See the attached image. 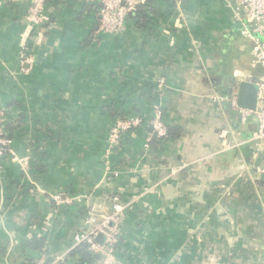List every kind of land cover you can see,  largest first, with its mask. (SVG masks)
Masks as SVG:
<instances>
[{"label": "crops", "instance_id": "crops-1", "mask_svg": "<svg viewBox=\"0 0 264 264\" xmlns=\"http://www.w3.org/2000/svg\"><path fill=\"white\" fill-rule=\"evenodd\" d=\"M27 2L0 3V108L13 102L15 116H24L28 132L16 134L15 146L24 155L45 145L36 163L46 169L26 178L33 187L17 205L0 188V264H29L38 255L27 242L37 238L43 254L73 247L85 221L61 207L56 217L51 198L58 194L98 215L111 212V195L126 204L118 264H264V153L240 145L255 130L253 119L242 124L237 109L214 100L262 71L250 68L251 44L224 0L179 7L153 0L143 27L128 22L113 36L98 30L96 4L57 1L47 9L51 24L35 29L24 22ZM23 57L31 64L20 66ZM106 101L144 118L114 149L116 177L100 164L113 120ZM156 106L179 137L145 151ZM221 130L233 132L232 147ZM17 168L2 165L5 182L18 177Z\"/></svg>", "mask_w": 264, "mask_h": 264}, {"label": "built area", "instance_id": "built-area-1", "mask_svg": "<svg viewBox=\"0 0 264 264\" xmlns=\"http://www.w3.org/2000/svg\"><path fill=\"white\" fill-rule=\"evenodd\" d=\"M3 0H0V3ZM28 8L24 16V22L28 27L40 29L49 21L46 11L47 0H27ZM83 3H93L98 6V30L103 34L117 35L123 32L128 17L135 13L140 7L146 5L150 0H75ZM176 7H179L181 0H174ZM225 5L231 12L233 21L239 26L240 34L247 38L251 44V59L249 66L252 69L262 71L259 78L254 82L258 87L256 106L253 111L239 109L237 106L236 91L229 96L214 98L219 102H225L240 112V121L245 124L248 118H252L255 130L250 133L240 145H251L256 152H264V0H224ZM30 57H23L20 66L31 64ZM237 72H234V76ZM164 80L157 81V88L162 92ZM236 88V87H235ZM5 111L0 108V160L6 155L10 162L18 166L21 171L28 173L31 157L28 154L21 155L12 148V141L4 135L3 126L5 123ZM144 123L140 116L118 119L110 128L105 144V157L109 159L115 148L125 134L139 128ZM152 132L147 135L144 143L145 151L149 150V143L153 137L163 138L166 136V124L163 113L159 106L154 107L152 118L149 121ZM233 135L231 130H221L219 138L224 140L226 148L233 145L228 138ZM105 171L113 177L118 175L116 169L109 168V160L105 161ZM1 168V165H0ZM172 175L175 170H171ZM264 175V168L259 169ZM111 176V177H112ZM56 205L63 202L71 203L69 199L54 195L52 197ZM111 212L105 215H98L93 208L88 209L85 219V228L77 233L73 240V247L85 244L89 252L98 259L97 264H118L117 243L119 241L121 225L125 215L126 204L117 195L110 197ZM101 235L102 243L96 241ZM72 247V248H73ZM67 253L48 257L45 254L37 258L33 264H61Z\"/></svg>", "mask_w": 264, "mask_h": 264}, {"label": "trees", "instance_id": "trees-1", "mask_svg": "<svg viewBox=\"0 0 264 264\" xmlns=\"http://www.w3.org/2000/svg\"><path fill=\"white\" fill-rule=\"evenodd\" d=\"M3 1H6V0H3ZM57 1H59V2L64 1V2L63 3L62 2L59 3ZM66 1H67V4L69 5V7H72L74 5V3H76V6L77 5H79V6L85 5L84 6L85 8L88 5V3H83V2H79V1L77 2L75 0H47L46 11H47L48 7L54 6L53 4L55 2H57L55 4H64V3H66ZM166 1L168 3H170V4H172V5H175V1L174 0H166ZM181 1H184V0H181ZM152 2H153V0H150L146 5L140 6L135 11V13L131 14L128 17V19H127L126 26H127L128 22H134L135 26H137V28L143 27L144 23L147 21L148 14L152 15L155 12L153 10V8L151 7ZM8 3H9V1H8ZM96 7L98 8L97 5H96ZM27 8H28V2H27L26 11H27ZM24 13L26 14V12H24ZM76 15L77 14H75V17H77ZM53 20H54V15L51 13V14H49V21L45 25H43L41 28H45L47 25H50L51 21H53ZM77 20H80V19H77ZM126 26H125V28H126ZM93 28H94V26H93ZM105 35H108V34H105ZM86 41H87V44H88V40H86ZM156 93H157V95H160V96L162 94L161 92L158 91L157 87H156ZM12 104H13V102L9 104V107H3L2 108L5 111V114H6L5 123H4V126H3V131H4V135H6L12 141V148L18 153L19 150L15 146L16 134L17 133L20 134L22 131H24V133H25V132H28V130L23 129V127L21 128L20 122L24 123V116H22V115L15 116L14 111H13L14 110V106H12ZM102 107L105 110V112L107 113L108 117L113 119L112 122H111L112 125L107 128L106 134L104 135V137L102 139V143L104 144V146L106 144V138L108 136V132H109L110 128L115 124V122L118 119L135 117V116H140L141 117V115H139L138 113H135V112H133L131 110L129 112L120 111L119 109L116 108V106L114 104H112L110 102H107V101L104 103V105ZM161 110H162V113H163V109L162 108H161ZM151 111H152L151 112V118H152L153 111H154L153 107L151 108ZM142 119H144V118L142 117ZM16 130H18V132ZM126 135L127 134H125L124 136H126ZM178 137H179L178 134H176L173 129H171L168 125H166V136L163 137V138L153 137L151 139L150 143H149V150L148 151L157 150L163 144V142H165V141H167L169 139H176ZM41 139H42V135L41 134H39V136L35 138V140H38L37 143L40 142ZM28 149H30L29 152H27V153L23 152V154L24 153L28 154L31 157V163H30L29 171L26 174V173H24V171H21L19 169V167L17 166L18 168H17L16 177L17 176L18 177L14 181L5 182V180L3 179L2 165L5 162L10 161L9 157L5 155L0 160V165H1V169H0V188H2L5 192L13 195V197L11 199H9V200L11 201L10 203L13 202V204H16V205H17L18 202H20L22 200V197L26 199L30 195V190L33 187L31 185L32 183L30 181H28L26 178H31L32 176H35L36 174L40 173L41 171H45V169H46L44 166L37 165V163H36L37 159H39L40 157H43L45 155V151H47L45 145H42L40 147V149H37V148H28ZM19 153L22 154V152H19ZM113 154H114V151L112 152V154L109 157V159H106L105 153L102 152V158H101L102 160L100 159V164L102 162V167L104 166V171H105V164L104 163L107 160H109V163L112 164L111 168L115 169L113 163L111 162ZM105 172H107V171H105ZM105 174L107 176H109V177L112 176L111 174H109V172H107ZM62 192L66 193V194H69V195L74 194V192L73 193H68V189L67 190L64 189V190H62ZM112 196L113 195H111L110 197H112ZM51 205H52L51 207H54L55 209L58 207L57 211H59V212H55L54 215L56 217H59V218H61V215H60L61 209L68 210V211L64 212L65 214H69V215H72V216L77 215L78 217H82L83 222L85 221V219L87 217V214H88V208L84 204L82 205L81 202L79 204V203H76V201H74V202L72 201V203L69 204L68 206H65L64 202L61 203L60 205H56L55 202L53 201V199L51 198ZM62 205H64V206H62ZM59 207H61V209H59ZM82 230L83 229H81V230L79 229L75 233V235L77 233H79L80 231H82ZM43 241H44V239L37 238V239H33V240H30V241L27 242L28 247L37 252L36 256L38 255L34 260L30 261L29 264H33L34 261L37 258L42 256V254L44 252V250H42ZM117 248H118V243H117L116 251H117ZM44 254L46 256H48V257L54 256V255L47 254V253H44ZM66 259L69 260V261H72L71 264H97V262H98V259L96 257H94L89 252V250H88V248H87V246L85 244H80L78 246H75V247L71 248L68 251V253L66 254V257L64 258V260H65V261H63L64 263L67 261ZM63 262L61 264H63Z\"/></svg>", "mask_w": 264, "mask_h": 264}, {"label": "water", "instance_id": "water-1", "mask_svg": "<svg viewBox=\"0 0 264 264\" xmlns=\"http://www.w3.org/2000/svg\"><path fill=\"white\" fill-rule=\"evenodd\" d=\"M258 87L254 82L240 80L236 84L237 106L239 109L253 111L256 106ZM252 133L251 131H249ZM96 241L102 243L103 237L99 235Z\"/></svg>", "mask_w": 264, "mask_h": 264}, {"label": "rangeland", "instance_id": "rangeland-1", "mask_svg": "<svg viewBox=\"0 0 264 264\" xmlns=\"http://www.w3.org/2000/svg\"><path fill=\"white\" fill-rule=\"evenodd\" d=\"M47 13V12H46ZM47 15L49 16V14L47 13ZM233 54L230 50L228 51L227 55H231ZM264 153V152H263ZM112 167L111 164H109V168Z\"/></svg>", "mask_w": 264, "mask_h": 264}]
</instances>
